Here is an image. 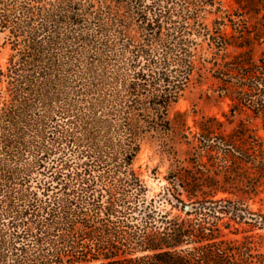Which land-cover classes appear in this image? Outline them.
<instances>
[{"label": "trees", "instance_id": "16d2710c", "mask_svg": "<svg viewBox=\"0 0 264 264\" xmlns=\"http://www.w3.org/2000/svg\"><path fill=\"white\" fill-rule=\"evenodd\" d=\"M233 1L0 0V264H264V0ZM207 74L246 118L181 134L160 208L134 162Z\"/></svg>", "mask_w": 264, "mask_h": 264}, {"label": "rangeland", "instance_id": "374dc122", "mask_svg": "<svg viewBox=\"0 0 264 264\" xmlns=\"http://www.w3.org/2000/svg\"><path fill=\"white\" fill-rule=\"evenodd\" d=\"M223 9L232 10L235 7L233 0H217ZM219 16V14H217ZM216 17L209 15L208 21ZM262 47L255 46L253 56L257 58ZM232 51V49H230ZM10 53L9 46L3 45V38L0 36V67L6 63ZM217 82L209 74L205 78L198 80L197 75H193L191 83L183 92L182 96L168 109V116L173 126V132L165 138H150L143 141L137 158L134 162V169L144 181L147 188L146 197L148 199H156V204L160 208L169 209L171 206L159 194L170 186L171 172L175 168V161L180 160L183 164L186 158L187 145L181 134L191 137L190 132L196 131V121L201 116H216L224 122V128L229 131L234 123L240 118H246L244 114L233 118L231 124L227 123L224 114L229 115L228 100L220 98L213 92ZM178 113L183 114L177 116ZM249 125L258 129V133L264 136V131L260 129V121L258 119H249ZM164 139V141H162ZM225 196L233 197L230 194L218 193L217 197ZM263 195L250 196L248 203L253 210L259 208L262 202L259 198ZM160 199V200H159ZM264 207V203H263ZM173 213H178L176 209H172ZM264 231V230H262ZM261 232V231H257Z\"/></svg>", "mask_w": 264, "mask_h": 264}]
</instances>
